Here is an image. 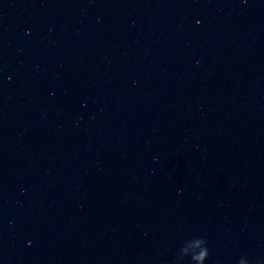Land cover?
Instances as JSON below:
<instances>
[{"label":"water","instance_id":"95a60500","mask_svg":"<svg viewBox=\"0 0 264 264\" xmlns=\"http://www.w3.org/2000/svg\"><path fill=\"white\" fill-rule=\"evenodd\" d=\"M0 264H264V0H0Z\"/></svg>","mask_w":264,"mask_h":264}]
</instances>
